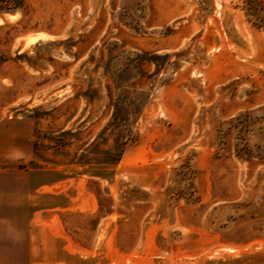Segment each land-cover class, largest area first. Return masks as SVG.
<instances>
[{
  "label": "rangeland",
  "instance_id": "rangeland-1",
  "mask_svg": "<svg viewBox=\"0 0 264 264\" xmlns=\"http://www.w3.org/2000/svg\"><path fill=\"white\" fill-rule=\"evenodd\" d=\"M0 17V264H46L64 231L86 264H264V0Z\"/></svg>",
  "mask_w": 264,
  "mask_h": 264
},
{
  "label": "crops",
  "instance_id": "crops-1",
  "mask_svg": "<svg viewBox=\"0 0 264 264\" xmlns=\"http://www.w3.org/2000/svg\"><path fill=\"white\" fill-rule=\"evenodd\" d=\"M10 15L13 17V19H11L9 17ZM17 16H18L17 14H8V18H10L9 20L12 22L17 19ZM0 20H3V18L0 17ZM38 33H40V32H38ZM41 33H43V32H41ZM35 34H37V33H34L33 35H35ZM28 35L29 34L21 35V37H18L17 39H21V40L25 41V38ZM31 35L32 34H30V36ZM78 188L79 187L77 186V189ZM76 199H78V196L76 197ZM81 206H82V204H80V205L77 204L76 207L68 208V209H62L61 212H58V211L54 210L53 208H47L48 211H49V209H51L50 213L48 212V218L51 220V225H53V222H55L52 220L54 217H60L61 218L64 216V214H67V213H68V216L70 214L71 217L83 215V213L86 212V210H83L81 208ZM98 213H99V211H98ZM47 222H49V221L47 220ZM95 231H96L95 229L92 230L93 233H95ZM97 231L99 232L100 228H97ZM50 239L52 241H56L58 239V241L61 242L60 248L55 249V251L59 250L61 253H60L59 257H54L52 252H51V254H49V257H47V259H46V264H86L85 261H80L81 249H85V247H84V245L81 244L80 241H78L77 239H75L74 236H72L70 231H67V233L64 231L63 235L60 238H57V237L51 235Z\"/></svg>",
  "mask_w": 264,
  "mask_h": 264
},
{
  "label": "bare ground",
  "instance_id": "bare-ground-1",
  "mask_svg": "<svg viewBox=\"0 0 264 264\" xmlns=\"http://www.w3.org/2000/svg\"><path fill=\"white\" fill-rule=\"evenodd\" d=\"M9 17L11 19H13V17L11 15ZM8 22H11V21H8ZM32 35L30 36V34H29L28 36H26L25 41H24V47H30V46L36 44L40 39H43L44 37L47 36L45 33H41V32L37 33L33 36Z\"/></svg>",
  "mask_w": 264,
  "mask_h": 264
},
{
  "label": "water",
  "instance_id": "water-1",
  "mask_svg": "<svg viewBox=\"0 0 264 264\" xmlns=\"http://www.w3.org/2000/svg\"><path fill=\"white\" fill-rule=\"evenodd\" d=\"M21 35H25V34L22 33V30H18L15 35V38L21 37Z\"/></svg>",
  "mask_w": 264,
  "mask_h": 264
}]
</instances>
